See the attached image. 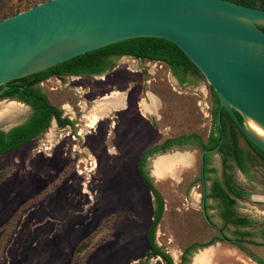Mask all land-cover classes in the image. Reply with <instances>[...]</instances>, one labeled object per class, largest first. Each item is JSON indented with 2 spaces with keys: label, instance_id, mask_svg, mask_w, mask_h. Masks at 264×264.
Wrapping results in <instances>:
<instances>
[{
  "label": "rangeland",
  "instance_id": "1",
  "mask_svg": "<svg viewBox=\"0 0 264 264\" xmlns=\"http://www.w3.org/2000/svg\"><path fill=\"white\" fill-rule=\"evenodd\" d=\"M44 1L0 0V20ZM111 65L121 71L124 67L137 71L132 74L131 84L135 86L141 84L140 75L144 80L153 78L145 85L160 98V118L150 117V125H140L139 130L126 124L115 141L117 149L107 140V148L118 154L102 151L95 157L79 158L57 155L33 158V162L28 156L0 157V171L9 174L0 182V264H164L159 257L149 255L147 235L153 222L155 199L139 173V160L143 153L170 138L197 134L205 141L210 132H216L212 112L218 108V102L200 72L187 73L189 81L172 90L170 84L175 82L167 66H147L126 58L115 59ZM116 78L118 83L127 79L121 72ZM149 98L150 105L156 104L152 94ZM3 107L0 104V127L4 125ZM6 109L11 110L10 106ZM232 131L243 151L246 173L238 168L233 157L228 158L227 172L231 181L250 195L246 200L231 196L234 199L231 212L234 217L250 220L249 225L225 222L221 217L225 208L222 202L218 198H203L204 193L210 192L213 181H221L219 152L208 156L204 186L200 174L201 150L195 145L157 151L144 161V171L163 200L154 242L171 256L173 264H180L183 251L195 243L202 246L188 255V264H193L198 255H204L208 264L264 261V240L259 237V229L264 226V161L238 131ZM156 133L159 138H155ZM174 156H187L188 161L174 165L161 178L153 176L155 160ZM23 164L36 165L32 175L37 188L43 186L42 182L54 170L63 167V178L67 181L82 176L81 181L87 186V193L81 194L84 202L72 203L73 196H78L77 189L67 182L64 187V179L59 178L50 190L39 193L32 205L35 216L20 219L22 211L14 214L18 194L13 184L16 169ZM80 171L84 174L77 173Z\"/></svg>",
  "mask_w": 264,
  "mask_h": 264
},
{
  "label": "water",
  "instance_id": "2",
  "mask_svg": "<svg viewBox=\"0 0 264 264\" xmlns=\"http://www.w3.org/2000/svg\"><path fill=\"white\" fill-rule=\"evenodd\" d=\"M261 27L263 9L230 0H46L0 21V86L123 40H166L213 90L218 121L224 109L264 153Z\"/></svg>",
  "mask_w": 264,
  "mask_h": 264
},
{
  "label": "flooded vegetation",
  "instance_id": "3",
  "mask_svg": "<svg viewBox=\"0 0 264 264\" xmlns=\"http://www.w3.org/2000/svg\"><path fill=\"white\" fill-rule=\"evenodd\" d=\"M121 58L147 66H167L175 82V85L170 84L171 89L176 90V85L179 88L182 86L179 78L162 60L129 54L103 53L87 54L72 62L69 67L53 70L41 79H38V72L13 83L1 85L0 104L4 106L2 110L5 115L4 125L0 127V157L28 156L31 158L30 162H33V158L57 155L79 158L95 157L102 151L118 154L117 151L112 152L107 148L106 141L110 140L111 144H114L113 148L117 149L115 141L124 132L126 124L132 125L135 130H139L140 125L148 127L151 123L150 117H156L157 120L160 118L158 113L161 109V105H158L160 98L151 93L148 90L150 87L145 85L151 83L153 78L144 80L143 75H140L141 84H131L132 74L137 71L129 67H124L121 71L118 66L111 65L115 59ZM120 72L127 77L124 83L117 81L116 75ZM149 94H152L156 101L152 106L148 103ZM108 101L116 104L107 105ZM8 106L11 110L6 109ZM96 113L98 115L92 127L89 121ZM155 138H159L157 133ZM125 139L129 140V137ZM79 162L84 163L80 159ZM69 164L70 162L67 163L68 166ZM63 168L54 170L51 176H47L46 181L42 182L43 186L37 188L32 175V169L36 170V165H19L15 173L17 184H13L18 194L14 214L22 211L20 219H32L35 216L32 205L36 204L39 193L50 190L49 187L59 178L64 179L63 186V183L67 182L77 189L78 196L72 195V203L84 202L81 194L87 193V186L81 181L82 176L67 181L63 178L65 167ZM83 170H87L85 166ZM4 171H0V182L5 181L9 175ZM84 171L77 173L82 175ZM200 174L204 186V157L203 164H200ZM204 196L205 193L203 198Z\"/></svg>",
  "mask_w": 264,
  "mask_h": 264
},
{
  "label": "trees",
  "instance_id": "4",
  "mask_svg": "<svg viewBox=\"0 0 264 264\" xmlns=\"http://www.w3.org/2000/svg\"><path fill=\"white\" fill-rule=\"evenodd\" d=\"M230 1L243 4L246 6H250V7L260 8L264 10V0H230ZM18 13L19 12H16V14ZM3 19L5 18H2L1 20ZM261 29L262 31H264V27H261ZM90 53L91 54L103 53V54H115V55L129 54L135 57H141V58L149 57L150 59L162 60L167 63L170 69L179 78L181 84H185L186 82L189 81L186 76L187 73L189 72H192L193 74L199 73L197 68L192 64V62L183 54V52L179 48H177L171 42H168L162 39H157V38H134V39L123 40V41L105 46L101 49H98ZM90 53H87V54H90ZM87 54L75 57L63 63H60L52 68L44 70L43 72H40L39 73L40 77L38 79H41V77H43L44 75H46L47 73L53 70L56 71V70L65 69L69 67L72 64V62L79 60L80 58L84 57ZM15 81L16 80L11 81L9 82V84ZM210 91L218 102V99L211 88H210ZM212 114L214 116L216 132H210L205 141H203L202 138L197 134L181 135L175 138H170V139L165 140L163 144L159 146H155L151 150L143 153L139 160V173L142 179L144 180V182L146 183V185L148 186V188L150 189L155 199V210H154L153 222H152V225L147 235V241H148V244L151 250V253L149 255L159 257L164 262V264H173L172 258L169 254L163 252L154 242L155 228L161 219V215L163 211V200L159 192L153 186L151 179L149 178V176L146 175L144 171V161L149 155H152L153 153L157 151L164 152L173 146L181 147L187 144L195 145L200 150H211L218 146V144L221 141V136L223 135V139L217 151L221 155L222 178H221V181L220 180L213 181L211 188H210V192L207 195L205 194L204 198L205 199L207 197L218 198L222 202L225 208L221 212V217L223 220H225V222L235 224V225H241V226H246L251 223V221L248 219L234 217L231 212L232 207L234 205V199L231 196L238 198V199L246 200L249 198V195H250L246 190L234 184L231 181L228 175V172H227L228 158L233 157L235 159V162L238 168L243 173H246L244 161H243V151L238 147L237 141L232 131V130H236L239 132V130L236 128V126L234 125V123L232 122L229 115L224 109L221 110L219 121H218V108H216L212 112ZM237 116L239 120L243 122L241 116L239 114H237ZM228 124L230 125L229 126L230 129H228ZM227 130H229L230 132L231 139H229V134ZM1 133L2 132L0 131V134ZM245 141L248 143L251 149L264 161V153L260 151L258 148H256L254 145L249 143L246 139ZM208 156H209V153H206L204 155L203 181L206 180L205 175L207 173L206 167L208 164ZM241 235H246V233L245 234L241 233ZM259 237L264 240V226H262L259 229ZM201 246L202 244L195 243L187 247L181 255L180 264H188L187 263L188 255L192 251H194L195 249ZM256 262L258 264H264V261H261V260H257Z\"/></svg>",
  "mask_w": 264,
  "mask_h": 264
},
{
  "label": "bare ground",
  "instance_id": "5",
  "mask_svg": "<svg viewBox=\"0 0 264 264\" xmlns=\"http://www.w3.org/2000/svg\"><path fill=\"white\" fill-rule=\"evenodd\" d=\"M106 104L107 105H112V104H116V103L113 102V101H108ZM96 116L97 115H93L92 118L90 119V121H89V125L90 126H92L94 124L95 119H96ZM186 157L174 156L172 158H164V157L158 158L157 160H155L153 162V171H152L153 172V176H155L156 178H161L174 165L179 164V163L187 162L188 161V158H186ZM193 264H208V262H207V259L205 258L204 255H198V256H196L194 258Z\"/></svg>",
  "mask_w": 264,
  "mask_h": 264
}]
</instances>
